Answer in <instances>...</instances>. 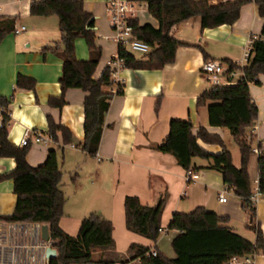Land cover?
<instances>
[{"label": "crops", "instance_id": "obj_1", "mask_svg": "<svg viewBox=\"0 0 264 264\" xmlns=\"http://www.w3.org/2000/svg\"><path fill=\"white\" fill-rule=\"evenodd\" d=\"M31 1L0 0V17H16L15 27H25L19 33L12 31L0 41V97L11 99L7 140L12 145L23 147L20 139L25 131H37L48 140L47 143L30 142L26 154L29 166L35 168L43 164L51 149L58 155V166L62 172L59 188L66 196L64 215L59 220L61 229L67 235L75 236L82 219L95 213L112 222L113 252L119 257L128 260L129 245L139 244L151 252L158 250L169 259L175 257L171 241L177 235L175 230L167 229L171 216L203 206L216 215L227 217L226 226L232 232L254 242V232L246 228L250 215L242 210L241 200L226 187L221 175L206 168L209 161L194 158L191 171L195 176L186 181L187 171L177 165L174 156L159 153L154 147L165 140L171 119H189L194 134L202 126L209 134L220 136L232 153L233 165L239 166L240 152L232 134L226 128L210 126L207 107H198L196 99L212 87L200 70L205 61L221 62L225 72L228 69L224 60L244 66V47L251 37L260 36L264 22L259 16L257 4L253 0L244 4L233 24L201 29L200 17L194 16L173 26L170 36L184 45L176 50L174 63L164 65L162 69L117 67L113 73L115 85L110 91L115 93L117 84H120L123 94L113 96L109 102L96 153L100 158L98 161L80 148L84 141V91L67 89L66 103L61 109L48 105L50 97L61 96L59 78L62 60L50 52L43 55L41 50L59 42L58 17L31 15ZM108 1L83 0V8L94 18L97 44L102 49V57L94 72L95 79L116 57V43L106 38L110 36ZM217 1L211 0V3ZM133 6L134 18L138 22L142 25L151 23L157 28L158 24L150 15L146 3H134ZM74 41L76 59L88 60L86 41L83 38ZM18 74L35 80L33 91L16 89ZM240 77V72L235 73L233 84ZM249 85L252 101L258 109V119L246 129V134L252 137V147H257L259 143L264 144V76L258 78V83L251 82ZM157 101L160 106L155 111ZM1 114L2 108L0 121ZM48 116L70 131V143L64 144L60 133L57 134L58 141L50 139ZM197 143L212 154L222 152L216 143H205L201 139ZM256 159L257 155L253 153L248 162L253 193L258 189ZM15 166L13 158L0 157V176L10 174ZM13 190L11 178L0 181V216L14 212L16 196ZM222 192L226 202L218 200ZM126 196H137L142 204L148 206L160 200L166 201L161 215L162 230L155 243L126 229L123 203ZM70 199L72 205L68 207ZM257 199L255 215L264 234V195L258 194ZM4 224L0 222V227ZM93 253L94 260H98L104 252L95 250ZM128 263L139 264V261ZM254 264H264V256L254 255Z\"/></svg>", "mask_w": 264, "mask_h": 264}, {"label": "trees", "instance_id": "obj_2", "mask_svg": "<svg viewBox=\"0 0 264 264\" xmlns=\"http://www.w3.org/2000/svg\"><path fill=\"white\" fill-rule=\"evenodd\" d=\"M132 3H146L152 18L157 22V28L151 24H141L137 19H129L138 39L149 44L150 50L141 56L134 55L124 46H117L116 55L122 60V67L137 70H158L164 65L174 63L176 50L184 43L170 36V30L178 23L194 16H199L201 29L233 24L237 21L244 4L250 0H128ZM258 6V13L264 19V0H253ZM30 14L39 17L56 15L60 31L59 42L42 48L45 55L50 52L62 60L61 77L59 78L61 96L50 97L49 107L61 109L65 102L67 89L84 91V141L80 145L83 152L95 156L101 141L105 125V115L109 110V102L115 95H122L123 88L117 84L115 93L110 88L115 85L113 71L105 67L101 75L95 79L94 72L101 59L102 49L97 44L96 26L93 16L83 8V0H32ZM17 18L0 17V41L15 28ZM86 41L88 60H77L74 56L75 39ZM251 54L245 66L239 67L229 60L223 63L227 66V80L230 73H241L235 84L213 85L202 92L196 99L198 107H207L210 126L226 128L232 134L240 152V164L232 163V153L225 147L220 136L209 134L200 126L194 134L189 119H171L165 140L154 148L162 154H171L177 165L191 170L192 160L202 158L209 161L206 167L217 171L226 187L233 191L241 200L242 210L250 215L247 229L255 234V241L249 242L226 226L227 217L216 215L204 208L197 207L189 212L174 213L167 229L175 230L177 235L171 241L175 252L174 258H167L160 251L152 254L150 249L139 244L129 245L128 260L119 257L114 249L112 236L113 225L108 219L95 213L82 219L75 236L67 235L60 227V219L64 215L66 196L59 188L62 172L58 166V155L51 149L45 162L35 168L29 166L26 154L29 145L16 147L7 140L10 122V98L0 97L2 108L0 121V157H10L15 160V169L10 174L0 176L13 180V191L16 196L15 210L10 215L0 216V222H29L46 224L49 237L54 241L57 256L48 264H112L139 261V264H222L234 255L264 256V234L255 215V203L248 162L253 155L252 137H248L246 129L258 119V109L252 101L249 83H258V78L264 76V22L252 43ZM35 80L18 74L16 89L33 91ZM155 111L159 109L157 101ZM48 135L53 141H58L60 133L63 143L72 141L71 133L51 116L47 117ZM198 139L205 143L218 144L222 152L212 154L203 149ZM257 148L256 166L258 170V193L264 195V144ZM124 203V219L126 229L141 235L151 242H156L162 230L161 215L166 201L148 206L142 204L137 196H126ZM103 253L94 260V251Z\"/></svg>", "mask_w": 264, "mask_h": 264}, {"label": "built area", "instance_id": "obj_3", "mask_svg": "<svg viewBox=\"0 0 264 264\" xmlns=\"http://www.w3.org/2000/svg\"><path fill=\"white\" fill-rule=\"evenodd\" d=\"M134 3L128 0H109L106 4L109 14V28L110 36L106 37L114 41L117 46H124L128 51L138 53L140 55L146 54L149 50V44L141 41L137 38L134 33V27L129 23V19L134 18ZM25 27H15L13 33H19L24 30ZM256 37H251L244 47L243 62L244 66L248 61L252 43ZM113 61L108 63L111 71L117 67L122 66V60L115 55ZM207 82L211 86L213 85H229L233 84V77L235 72L230 73L232 79L227 80L223 64L218 61H205L200 69ZM250 138V137H249ZM21 145H29L35 143H47V139H44L39 132L25 131L23 137L20 139ZM252 153L258 155L260 150L257 147L251 148ZM99 161V155H95ZM194 173L188 170L185 174V180L191 181L194 178ZM258 189L253 193L251 199L254 203L257 201ZM225 193L222 192L218 196L220 202H226ZM5 223L3 227H0V264H47V258L45 249L48 247L54 248V241L51 239L44 241L41 238V223H13V222H2ZM152 254H156V251H152ZM87 264H96L94 262H88ZM112 264H129L123 263L122 261H116ZM222 264H254V255H234Z\"/></svg>", "mask_w": 264, "mask_h": 264}, {"label": "water", "instance_id": "obj_4", "mask_svg": "<svg viewBox=\"0 0 264 264\" xmlns=\"http://www.w3.org/2000/svg\"><path fill=\"white\" fill-rule=\"evenodd\" d=\"M41 238H43L44 241H48L50 239L49 237V230H48V226L46 224L42 225L41 228ZM45 254H46V258H47V264L49 263V261L51 259H54L57 254H56V249L52 248V247H48L45 249Z\"/></svg>", "mask_w": 264, "mask_h": 264}, {"label": "rangeland", "instance_id": "obj_5", "mask_svg": "<svg viewBox=\"0 0 264 264\" xmlns=\"http://www.w3.org/2000/svg\"><path fill=\"white\" fill-rule=\"evenodd\" d=\"M135 55H139V54H138V53H135ZM234 148L237 150L236 146H235ZM236 167H237V166H236ZM71 203H72V199L69 200V202H68V207L72 205ZM68 209H69V208H67V212H69ZM86 216H87V215H86Z\"/></svg>", "mask_w": 264, "mask_h": 264}]
</instances>
